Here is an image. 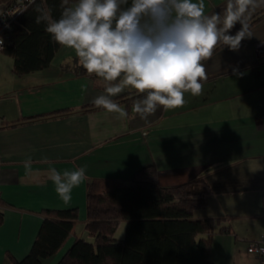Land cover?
Listing matches in <instances>:
<instances>
[{
  "label": "crops",
  "instance_id": "obj_1",
  "mask_svg": "<svg viewBox=\"0 0 264 264\" xmlns=\"http://www.w3.org/2000/svg\"><path fill=\"white\" fill-rule=\"evenodd\" d=\"M226 3L204 0L205 15L222 13ZM263 9L260 3L247 20ZM248 29L251 37L237 50L219 45L202 61L208 79L200 95L186 92L183 107L158 108L148 122L132 106L124 119L103 108L84 111L82 106L104 94V82L76 71L81 65L72 49L60 45L47 67L22 74L13 71V58L0 51V264L6 251L18 259L27 254L42 209L77 207L76 224L84 228L90 180L128 181L150 163L161 186L195 178L209 184L206 203L193 217L220 220L208 252L214 264H264L247 251V244L264 231V59L254 49L264 40V15ZM64 108L70 111L42 116ZM28 159L30 172L24 167ZM80 167L87 179L65 203L48 170L62 174ZM73 238L45 264H55Z\"/></svg>",
  "mask_w": 264,
  "mask_h": 264
},
{
  "label": "clouds",
  "instance_id": "obj_2",
  "mask_svg": "<svg viewBox=\"0 0 264 264\" xmlns=\"http://www.w3.org/2000/svg\"><path fill=\"white\" fill-rule=\"evenodd\" d=\"M260 3L264 0H227L222 13L205 15L204 0H131L123 8L128 0H76L59 19L44 12L36 22H46L53 40L72 49L86 72L103 80L104 94L92 101L96 107L127 118L112 98L132 89L142 94L132 111L148 122L158 108L183 107L186 92L201 94L202 81L208 79L202 61L212 57L217 45L237 50L251 37L246 21ZM237 22L241 28L232 35ZM24 167L31 171L30 159ZM48 178L68 203L72 189L87 176L84 167L62 174L50 168Z\"/></svg>",
  "mask_w": 264,
  "mask_h": 264
},
{
  "label": "trees",
  "instance_id": "obj_3",
  "mask_svg": "<svg viewBox=\"0 0 264 264\" xmlns=\"http://www.w3.org/2000/svg\"><path fill=\"white\" fill-rule=\"evenodd\" d=\"M73 2L76 0H67V4L64 0H34L19 16L2 50L13 58L15 73H27L50 64L60 45L45 31L46 22L37 23L36 17L47 12L53 19H59L63 8ZM130 4L128 0L121 7ZM262 15L264 9L246 23L249 26ZM240 28L241 25L237 26L230 34L235 35ZM76 71L87 73L82 66ZM141 95L131 91L113 100L123 104L129 115L134 100ZM82 109L102 107L90 103ZM68 111L70 108H64L42 116ZM210 191L203 178L161 186L153 163L135 171L128 181L92 179L86 186L84 221V229L92 240L75 234L77 207L42 209V222L27 254L18 259L6 251L4 264H42L61 249L71 234H74L72 243L55 264H214L208 252L220 220L193 217L194 211L206 203ZM122 221L124 235L117 238L114 234Z\"/></svg>",
  "mask_w": 264,
  "mask_h": 264
},
{
  "label": "built area",
  "instance_id": "obj_4",
  "mask_svg": "<svg viewBox=\"0 0 264 264\" xmlns=\"http://www.w3.org/2000/svg\"><path fill=\"white\" fill-rule=\"evenodd\" d=\"M33 1L34 0H9L7 2L0 0V39L4 41L3 46H0V51H2L6 45V40L10 35L13 24ZM254 49L258 58L264 59V40L256 42ZM262 204L264 209V194L262 197ZM247 251L260 256L264 263V231L260 238L249 242Z\"/></svg>",
  "mask_w": 264,
  "mask_h": 264
},
{
  "label": "rangeland",
  "instance_id": "obj_5",
  "mask_svg": "<svg viewBox=\"0 0 264 264\" xmlns=\"http://www.w3.org/2000/svg\"><path fill=\"white\" fill-rule=\"evenodd\" d=\"M75 3H76V2H73V3L71 4V6H73ZM74 228L77 229V230H79V228H80V230H82L83 232L80 233L79 235H84V236L87 238V240H92V239H93V238H91V236H89V235L87 234L86 230L83 228V224H81V227H80V224L77 223V224H75ZM124 231H125V223L122 221V222L120 223V225H119L117 231L115 232L114 236L117 237V238H121V237H123V235H124ZM247 245H248V244H247ZM46 260H47V259H46ZM46 260H45V261H46ZM45 261L43 260V261H42V264H45Z\"/></svg>",
  "mask_w": 264,
  "mask_h": 264
}]
</instances>
